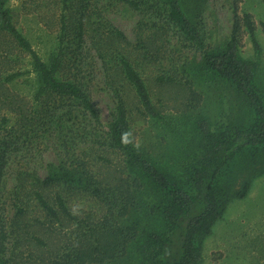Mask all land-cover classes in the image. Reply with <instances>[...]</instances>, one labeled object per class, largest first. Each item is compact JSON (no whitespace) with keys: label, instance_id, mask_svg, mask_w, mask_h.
Wrapping results in <instances>:
<instances>
[{"label":"rangeland","instance_id":"374dc122","mask_svg":"<svg viewBox=\"0 0 264 264\" xmlns=\"http://www.w3.org/2000/svg\"><path fill=\"white\" fill-rule=\"evenodd\" d=\"M182 6L207 49L222 47L235 33L240 54L260 62L264 82V0H182ZM7 7L45 61L61 46L65 49L61 76L87 89L99 115L94 124L82 118L67 128L57 120L44 124V115H35L42 107L35 98L41 83L31 55L0 31V254L10 264H53L73 253L79 234L89 230L76 221L49 224L34 190L49 198L61 191L76 215L99 224L105 208L90 191L48 179L59 166L70 165L74 153L85 157L92 175H128L118 171L124 156L107 134L121 101L135 144L177 174L189 171L200 158L198 118L208 119L216 132L249 117L247 104L229 82L202 71L203 51L169 19L164 0H71L66 7L62 0H9ZM121 52L141 72L159 117L144 112L122 72ZM11 74L17 76L7 81ZM52 98L43 99L51 108L63 105ZM69 108L68 103L60 106L58 114ZM226 175L234 189L246 181L251 187L246 197L228 202L212 233L203 238L200 264H264V155L245 153ZM118 264H125L123 257Z\"/></svg>","mask_w":264,"mask_h":264},{"label":"trees","instance_id":"16d2710c","mask_svg":"<svg viewBox=\"0 0 264 264\" xmlns=\"http://www.w3.org/2000/svg\"><path fill=\"white\" fill-rule=\"evenodd\" d=\"M8 1L0 0V31L13 36L31 55L41 83L35 98L42 107L35 115H44V124H53L57 120L64 128L68 123L77 124L80 118L85 123L86 120L93 124L98 122L99 115L87 89L79 82L61 76L65 49L61 46L50 62L45 61L16 27L7 7ZM62 2L66 7L71 0ZM164 3L169 19L203 51L202 71L229 82L247 104L249 117L238 124L220 127L216 132L208 119L198 118L195 130L202 144L200 158L189 171L177 174L135 144L128 110L121 101L107 134L111 145L124 156L123 169L118 171L128 175H92L85 157L74 153L70 165L59 166L48 179L90 191L105 208L99 224L93 225L89 219L76 215L61 191L49 198L42 191L34 190L49 224L76 221L89 229L79 234L81 237L72 249L73 253L55 259L53 264H118L122 257L125 264H200L203 238L212 233L228 202L233 197H246L250 190L249 181L234 189L226 170L245 153L264 155V82L260 78V62L240 54L235 33L222 47L207 49L197 24L183 9L182 0H164ZM245 22L255 48L260 52L249 15L245 16ZM65 30L64 19L62 31ZM119 55L122 72L134 87L144 112L159 117L161 114L141 72L124 52ZM16 76L11 74L6 80L11 81ZM45 96L56 97L59 100L55 102L63 105L55 103L51 108L50 101L44 102ZM66 103L70 108L58 114L60 106H66ZM66 116H70L72 122L65 120ZM3 122L8 119L3 118ZM81 129L86 130V125ZM18 211L24 210L20 206ZM0 264H10L5 255L0 254Z\"/></svg>","mask_w":264,"mask_h":264}]
</instances>
